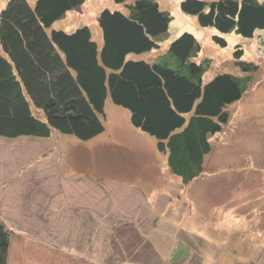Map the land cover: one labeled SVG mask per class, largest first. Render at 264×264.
<instances>
[{"label": "rangeland", "instance_id": "1", "mask_svg": "<svg viewBox=\"0 0 264 264\" xmlns=\"http://www.w3.org/2000/svg\"><path fill=\"white\" fill-rule=\"evenodd\" d=\"M5 1L0 0V8ZM180 1L157 0L172 17L167 38L159 43L161 49H167L181 32L193 33L201 45L197 58L211 59L204 82L218 72L239 71L234 65L235 44L243 49L242 59L254 61L259 68L241 98L228 105L229 120L211 137L200 177L186 184L169 170L166 154L156 148V139L134 127L129 111L109 97L100 115L104 129L97 135L80 140L71 134H52L55 156L51 159L55 163L46 159L50 164L46 170H50L45 183L49 187L55 181L51 173L55 164L61 177L76 182L72 187L82 198L85 194L86 200L92 197V202L83 201V208L74 206L78 203L57 207L54 201L63 202L49 192L42 206L46 213L91 211L86 225L93 236V264H172L169 260L180 251L179 243L190 246L191 252L178 264H264V30L251 38L227 34V45L219 46L211 40L215 30L199 26L194 16L182 12ZM102 8L125 9L113 0H86L50 28L70 32L87 25L92 39L100 44L97 16ZM157 52L152 49L128 58L152 61ZM9 140L13 138L0 136V186L2 179L14 177L34 152L33 148L24 149L20 140L8 144ZM33 167L36 169L29 166ZM24 175L19 173L11 187L0 188V204H9L7 209L0 206V212L24 217L28 216L24 210L44 214L41 205L30 208L19 203L23 200L16 194L21 191L19 184L36 178L33 173ZM0 219L10 227L1 213ZM62 222L64 228L75 224L73 220Z\"/></svg>", "mask_w": 264, "mask_h": 264}, {"label": "trees", "instance_id": "2", "mask_svg": "<svg viewBox=\"0 0 264 264\" xmlns=\"http://www.w3.org/2000/svg\"><path fill=\"white\" fill-rule=\"evenodd\" d=\"M85 1L6 0L1 6L0 136L50 138L58 132L87 140L103 131L100 115L109 97L129 111L134 127L156 139L183 184L198 179L211 137L228 122V105L247 90L258 64L243 60L235 44L239 71L204 82L211 59L197 58L201 45L193 33L183 31L160 48L172 17L157 0H113L125 9L102 8L100 44L87 25L70 32L50 28ZM179 8L213 28L211 40L222 47L227 34L251 38L264 30L263 0H181ZM152 49L158 51L152 61L128 58ZM10 234L0 219V264H7ZM179 244L172 264L190 256L191 247Z\"/></svg>", "mask_w": 264, "mask_h": 264}, {"label": "crops", "instance_id": "3", "mask_svg": "<svg viewBox=\"0 0 264 264\" xmlns=\"http://www.w3.org/2000/svg\"><path fill=\"white\" fill-rule=\"evenodd\" d=\"M50 138L18 137L13 139L20 140L24 149L33 148L34 155L32 154L33 157L28 163L25 161L24 166H19L16 169L14 177L13 175L4 177L1 182L3 185L0 188L11 187L19 173H22L23 177H25L24 173L26 172L33 173L36 176L35 180H32L33 182L30 180V182L19 184L21 191L16 194L23 198L22 201L19 200V203H26L30 208H39V205L42 206L45 198L50 195L49 192H52L53 199L59 197V200L63 202L54 201L53 204L57 207L62 204L66 206V204L74 205V203H78L74 206L83 208L81 203L83 201L89 203L90 200L92 202V197L89 196L86 200L84 192L85 195L82 198V193L76 187H72L73 185L77 186V183L63 179L61 174L57 172L55 164L51 168L55 181L51 185L49 184V187L45 183L46 172L50 170H46V159L53 162L55 160L51 159L55 156L53 151L55 143ZM13 140H9L7 143L9 144ZM49 154L50 156L46 158ZM34 165L36 169L33 167L34 170H31L29 166ZM60 178L61 180H59ZM62 189L65 192H62ZM2 203L1 201L0 206H3ZM8 205L4 204L3 208L7 209ZM40 209L43 212L45 211L43 206ZM84 209H88V207ZM24 212L28 216L24 217L19 214L9 216L2 209L0 212L4 220L7 221V225L10 226L9 228H11H8L11 234L7 264H93L95 259L92 257L93 252L90 250L93 246V236L92 232L88 231L90 227L88 228L86 225V222L92 218L91 211H89L91 214L86 211L84 213L49 211L50 213L44 212V214H33L26 210ZM20 214L23 213L20 212ZM63 220L69 222L73 220L75 224L71 227L66 225L67 228H64L62 227ZM78 220H81L82 223L77 222Z\"/></svg>", "mask_w": 264, "mask_h": 264}]
</instances>
